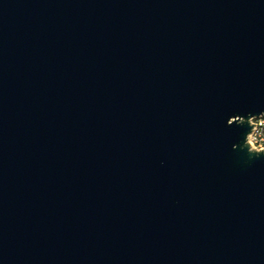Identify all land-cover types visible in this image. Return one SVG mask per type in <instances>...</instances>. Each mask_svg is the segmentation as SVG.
I'll return each instance as SVG.
<instances>
[{
	"label": "water",
	"instance_id": "95a60500",
	"mask_svg": "<svg viewBox=\"0 0 264 264\" xmlns=\"http://www.w3.org/2000/svg\"><path fill=\"white\" fill-rule=\"evenodd\" d=\"M264 0H0V264H264Z\"/></svg>",
	"mask_w": 264,
	"mask_h": 264
},
{
	"label": "clouds",
	"instance_id": "9594fccd",
	"mask_svg": "<svg viewBox=\"0 0 264 264\" xmlns=\"http://www.w3.org/2000/svg\"><path fill=\"white\" fill-rule=\"evenodd\" d=\"M247 126L248 131L241 141L232 145L233 150L245 152L248 159L264 157V111L258 113L249 112L245 115L233 114L227 121V127Z\"/></svg>",
	"mask_w": 264,
	"mask_h": 264
}]
</instances>
